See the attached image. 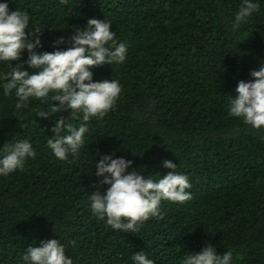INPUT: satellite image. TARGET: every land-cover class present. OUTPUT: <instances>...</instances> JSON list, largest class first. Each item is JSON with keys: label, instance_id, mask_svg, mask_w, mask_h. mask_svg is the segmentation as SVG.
<instances>
[{"label": "trees", "instance_id": "16d2710c", "mask_svg": "<svg viewBox=\"0 0 264 264\" xmlns=\"http://www.w3.org/2000/svg\"><path fill=\"white\" fill-rule=\"evenodd\" d=\"M9 12L30 17L42 47L52 52L91 18L111 23L127 45L122 64L92 68L94 81L118 80L122 91L103 118L88 121L75 156L58 160L47 147L55 120L35 116L38 100L17 108L14 92L0 89V150L27 139L35 158L0 177V264H23V252L57 239L73 264H133L145 252L154 264H181L205 243L216 254L231 251V264H264V128L228 115L238 81L264 62V0L246 23H231L242 0H0ZM21 53L13 66L32 72ZM0 63V75L10 72ZM55 103V102H53ZM79 126L81 120H69ZM131 160L142 176H163V161L177 164L191 188L184 203L161 202L163 218H150L135 233L112 230L91 212L100 154ZM131 170V169H129ZM103 192L106 187H99Z\"/></svg>", "mask_w": 264, "mask_h": 264}, {"label": "clouds", "instance_id": "9594fccd", "mask_svg": "<svg viewBox=\"0 0 264 264\" xmlns=\"http://www.w3.org/2000/svg\"><path fill=\"white\" fill-rule=\"evenodd\" d=\"M260 5L254 0H242L231 23L233 31L246 23ZM30 17L26 12H9L8 2L0 3V63H8L10 72L0 75L3 95L14 92L17 108L38 100L47 105L35 116L48 120L55 113L69 111V118L55 120L54 134L47 139V147L58 160L77 155L88 133V121L103 118L112 110L122 91L118 80L94 81L92 68L122 64L126 60L127 45L118 42L111 23L91 18L85 27H77L69 38V45L61 37L55 41L52 52H37L42 47L41 31H27ZM27 52L24 64L13 66L21 53ZM248 81H238L228 101V115L241 119L254 129L264 128V62L258 70L249 73ZM55 102V103H53ZM81 120L74 126L69 120ZM115 154H100L95 162L97 190L91 191L88 204L92 214L112 230L135 233L150 218H163L161 202L184 203L191 199L189 179L176 171L177 164L164 160L163 167L170 171L163 175L142 176L132 168V161ZM36 152L27 139H19L0 150V177L23 170L27 159ZM131 169V170H129ZM106 187L101 192L99 187ZM65 246L57 239L42 241L39 247L29 246L22 255L23 264H73L65 255ZM133 264H154L143 251L134 253ZM231 251L217 255L215 246L205 243L196 254H186L181 264H231Z\"/></svg>", "mask_w": 264, "mask_h": 264}]
</instances>
